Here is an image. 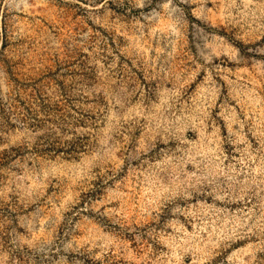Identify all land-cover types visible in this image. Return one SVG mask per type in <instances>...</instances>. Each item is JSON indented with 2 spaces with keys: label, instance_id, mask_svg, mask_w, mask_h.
I'll return each instance as SVG.
<instances>
[{
  "label": "rangeland",
  "instance_id": "374dc122",
  "mask_svg": "<svg viewBox=\"0 0 264 264\" xmlns=\"http://www.w3.org/2000/svg\"><path fill=\"white\" fill-rule=\"evenodd\" d=\"M0 264H264V0H0Z\"/></svg>",
  "mask_w": 264,
  "mask_h": 264
}]
</instances>
